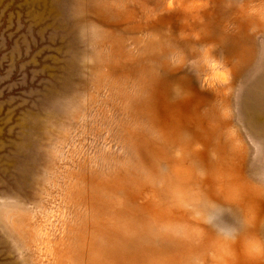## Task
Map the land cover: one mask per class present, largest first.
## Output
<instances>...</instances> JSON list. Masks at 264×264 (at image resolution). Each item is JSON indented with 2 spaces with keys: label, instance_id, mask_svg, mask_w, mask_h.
I'll list each match as a JSON object with an SVG mask.
<instances>
[{
  "label": "rangeland",
  "instance_id": "374dc122",
  "mask_svg": "<svg viewBox=\"0 0 264 264\" xmlns=\"http://www.w3.org/2000/svg\"><path fill=\"white\" fill-rule=\"evenodd\" d=\"M0 264H264V0H0Z\"/></svg>",
  "mask_w": 264,
  "mask_h": 264
}]
</instances>
